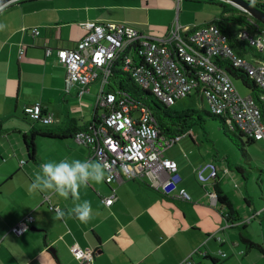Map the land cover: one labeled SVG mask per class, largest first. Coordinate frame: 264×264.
Masks as SVG:
<instances>
[{
    "label": "crops",
    "instance_id": "obj_1",
    "mask_svg": "<svg viewBox=\"0 0 264 264\" xmlns=\"http://www.w3.org/2000/svg\"><path fill=\"white\" fill-rule=\"evenodd\" d=\"M26 1L0 12V264H79L70 251L75 244L95 251L94 264H210L207 257L221 262L224 253L213 241L225 245L217 231L224 234L234 227L211 200L214 183L224 192L220 180L205 186L209 206L207 194L190 179L191 171L180 167L181 187L191 202L164 196L149 178L113 185L118 200L112 207L104 204L111 191L105 181L82 185L77 198L68 199L30 189L43 162L68 158L98 163L88 147L73 139H38L36 161L29 160L24 138L34 128L64 129L74 120L90 125L103 115L96 105L99 94L92 93L98 83L84 96L78 85L66 91L68 73L57 60V50L75 48L86 35L87 22L136 23L119 15L129 7L116 0ZM33 29L40 34L34 36ZM46 49L54 50L49 58ZM38 104L56 118L54 125L38 127L27 116L25 109ZM85 200L92 206L86 223L72 214ZM29 214L38 231L23 236L11 232Z\"/></svg>",
    "mask_w": 264,
    "mask_h": 264
},
{
    "label": "built area",
    "instance_id": "obj_2",
    "mask_svg": "<svg viewBox=\"0 0 264 264\" xmlns=\"http://www.w3.org/2000/svg\"><path fill=\"white\" fill-rule=\"evenodd\" d=\"M84 29L83 40L73 49L57 50L56 57L67 69L68 93L78 85L80 95L84 96L93 84L100 85L96 105L103 115L90 128L78 132L74 140L88 147L98 163L108 166L104 180L111 187L104 198L107 207L118 200L113 185L144 178H149L168 198L192 201L187 190L181 187L178 163L165 157L185 135L172 138L163 135L149 106L136 102L124 91L110 88L117 63L121 64L122 72L129 74L138 86L166 108L194 94L200 95L209 101L214 116L226 120L230 130L239 129L264 147V93L260 94V102L251 95L243 97L233 78L217 62L220 60L226 66L233 65L243 71L264 91V57L255 56L264 55V32L248 26L237 31V43L255 52L240 56L229 36L215 23L192 28L172 27L163 39L146 37L127 24L87 22ZM32 33L34 36L40 34L38 29H33ZM53 54V49H46L48 58ZM25 112L35 123L44 126L56 123V118L41 104L27 107ZM225 173H229V169ZM195 174L207 185L220 180L214 163L197 168ZM210 196L212 201H217L215 191ZM46 201L50 203L49 198ZM51 210L60 213L59 207L51 206ZM34 222L29 214L13 226L11 232L23 236ZM70 251L79 264H94V250L75 244Z\"/></svg>",
    "mask_w": 264,
    "mask_h": 264
},
{
    "label": "rangeland",
    "instance_id": "obj_3",
    "mask_svg": "<svg viewBox=\"0 0 264 264\" xmlns=\"http://www.w3.org/2000/svg\"><path fill=\"white\" fill-rule=\"evenodd\" d=\"M210 1L116 0L115 2L129 7L128 11L119 13L121 17L136 23L135 26L129 25L138 29L146 37L163 39L172 27L192 28L219 20L223 10ZM227 4L239 8L235 5L236 3L227 2ZM239 10L252 17L244 9L239 8ZM255 56L264 57L262 54ZM233 82L243 97L252 94L240 81L233 79ZM92 90L93 96L96 97L100 92L99 85L93 86ZM170 111L176 114L199 112L202 121L193 126L192 135L196 138L195 143L190 137L183 138L180 143L168 150L165 156L175 159L180 168L191 171L190 179L194 180L203 193L207 192L204 189L207 184L200 182L194 171L208 163H214L219 170L224 193L228 195L234 211L242 220L238 224L247 225L246 228L243 226L226 228L227 232L224 234L220 230L217 231V237L226 242L222 245L219 241H213L217 250H222L221 252L224 253L222 255L224 259L222 258L219 264L232 262L235 264L243 262L244 264H264V257L257 250H252L248 254L246 252L245 255L240 252V250L243 252L246 250L240 240L241 234L264 247V147L262 143L247 145L246 138H240L238 133L229 131L220 118H213L210 115L212 107L209 101L203 100L200 95L194 94L178 101L170 108ZM36 125L44 127L40 123ZM237 167H241L243 173H240ZM226 169H229V173L225 174ZM207 200H210L209 196L205 200L206 206H209ZM259 214L261 215L258 216ZM250 219H252L251 222H249ZM221 223L223 228L226 227L224 220L221 219ZM205 240L208 238L205 237ZM209 262L212 264L210 260Z\"/></svg>",
    "mask_w": 264,
    "mask_h": 264
},
{
    "label": "trees",
    "instance_id": "obj_4",
    "mask_svg": "<svg viewBox=\"0 0 264 264\" xmlns=\"http://www.w3.org/2000/svg\"><path fill=\"white\" fill-rule=\"evenodd\" d=\"M27 0L26 2H28ZM200 1V0H199ZM210 1V0H207ZM248 4H250L252 7L260 10L264 13V0H245ZM215 5H218L222 8V15L219 20L213 22L218 27L229 36L230 43L235 49L236 53L240 56H246L250 54L253 49H248L246 45H239L235 39V34L237 31L242 29L243 27H251L253 29H258L261 32H264V24L257 21L256 19L244 14L241 10H239L236 7L230 6L229 4L221 1H210ZM243 46V47H242ZM218 64L223 67L226 72L235 80L240 81L247 89H249L253 96L258 102H260V94H263L264 91L261 90L256 83L252 82L243 71L237 70L233 65L226 66L224 63H222L220 60L217 61ZM184 66V65H183ZM186 70H188V67H184ZM110 88L112 90H120L124 91L125 93L129 94L132 99H134L136 102L149 106L157 120L160 123L162 134L167 137H179L182 135H185L186 137H190L192 141L195 143L196 138L193 137V135L189 134L190 132H193V126L197 122L202 121V117L199 114V112L195 113H184V114H176L170 111L169 108H166L159 102H157L152 94L140 86L136 84V82L133 80V78L121 70V64L117 63L114 66L113 70V77L110 84ZM195 115H198V117H195ZM213 118H220L223 123L225 124L226 128H228L229 131L239 134L240 138H246L247 139V145H252L254 143H257L253 138H250L245 133L240 131L239 129L230 130L228 127L226 120L222 117L214 116L212 113H210ZM197 118V120H196ZM97 120H95L96 122ZM94 122V123H95ZM92 124L90 125H80L76 120L72 121L66 128L64 129H52V128H42V129H36L34 128L29 136H25V147L29 156V160L36 161L37 157V143L36 141L38 139H48V140H68L75 138V135L78 132L87 130L90 128ZM3 132V128L0 125V135ZM237 170L240 173H243V170L241 167H237ZM219 181V180H218ZM219 183L216 182L213 184V190L215 191L217 195V201L218 205L221 207L222 210H225L223 213V217L226 220V222L230 225H234V227H240L243 226V228H246V224H238L241 222L240 218L237 216L236 212L234 211V208L232 206L231 201L229 198L224 194V192L221 190ZM206 189V187H204ZM238 224V225H236ZM241 243L245 245L246 250L245 253L247 254L252 250H257L260 252L264 257V247L262 245L256 244L253 241L249 240L244 235H240ZM208 260L211 261L212 264H219V262L211 257H207Z\"/></svg>",
    "mask_w": 264,
    "mask_h": 264
},
{
    "label": "clouds",
    "instance_id": "obj_5",
    "mask_svg": "<svg viewBox=\"0 0 264 264\" xmlns=\"http://www.w3.org/2000/svg\"><path fill=\"white\" fill-rule=\"evenodd\" d=\"M107 165L81 159L64 158L59 161H46L39 165L30 189L41 193L50 192L61 198H77L82 185L90 182L102 183L106 178ZM63 213H61L62 215ZM72 214L81 222L92 218V206L87 200L77 203Z\"/></svg>",
    "mask_w": 264,
    "mask_h": 264
},
{
    "label": "water",
    "instance_id": "obj_6",
    "mask_svg": "<svg viewBox=\"0 0 264 264\" xmlns=\"http://www.w3.org/2000/svg\"><path fill=\"white\" fill-rule=\"evenodd\" d=\"M21 0H0V12L10 6L11 4L18 2ZM215 1H221V2H230V3H236L235 5L239 8L244 9L247 11L254 19L264 24V13L260 10L252 7L250 4H248L245 0H215ZM238 8V9H239ZM31 230L38 231V229H35L34 227H31Z\"/></svg>",
    "mask_w": 264,
    "mask_h": 264
}]
</instances>
